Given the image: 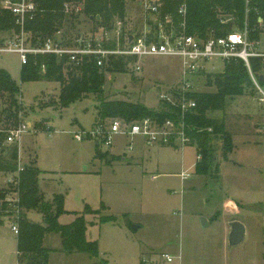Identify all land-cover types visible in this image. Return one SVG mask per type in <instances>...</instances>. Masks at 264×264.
<instances>
[{
    "label": "rangeland",
    "instance_id": "1",
    "mask_svg": "<svg viewBox=\"0 0 264 264\" xmlns=\"http://www.w3.org/2000/svg\"><path fill=\"white\" fill-rule=\"evenodd\" d=\"M141 13L136 3H128L130 24L134 26ZM75 15L77 21L65 23L68 36L98 30L80 9ZM0 36L1 46L9 35ZM136 63L131 60L125 72L105 75L106 97L140 102L156 110L159 96L180 83L182 63L176 58L146 57L141 60L142 72L135 73ZM0 69L20 87L22 104L18 123L0 112V131L12 130L22 122L28 127L17 143H5L3 156L15 154L18 168L35 164L41 171L39 187L46 200L64 197L68 213L60 217L61 224L71 223L86 206L100 211L86 216L87 239L98 243L99 258L64 253L60 235L51 233L43 243L54 251L49 264H96L100 260L107 264H264V103L257 93L229 100L225 112L211 114L226 120L237 148L226 161L222 143L216 142L215 164L220 165V172L204 177L196 174L195 146L151 148L142 138L125 136H117L109 149L87 135L78 141V132L95 130V96L65 106L59 83L23 84L16 53L0 55ZM224 70L222 61L213 60L207 73ZM215 91L207 77L198 79L194 88L197 93ZM8 106L9 98H0V110ZM243 125L259 144L242 145L244 138L236 134L243 132ZM182 173L189 177L182 180ZM6 175L0 173V187L16 191L17 187L6 186ZM28 217L43 222L41 213L32 211ZM103 217L113 220L101 222ZM234 219L245 226L246 236L243 243L231 247L228 230ZM17 238L12 220L4 219L0 264H20Z\"/></svg>",
    "mask_w": 264,
    "mask_h": 264
},
{
    "label": "trees",
    "instance_id": "2",
    "mask_svg": "<svg viewBox=\"0 0 264 264\" xmlns=\"http://www.w3.org/2000/svg\"><path fill=\"white\" fill-rule=\"evenodd\" d=\"M14 2L18 0H12ZM142 0H35L36 16L27 20L25 29L36 39H46L64 30L65 23L73 24L78 20L77 9L81 11L97 27L110 28L118 20L126 19L127 5L136 3L139 7ZM163 15H172L177 19L179 9L187 7V31L190 35L206 38L209 35L222 37L233 28L243 29L248 24L252 40H259L264 35V0H161ZM67 10L69 12H67ZM70 13V14H68ZM262 20L260 23L259 21ZM13 14L1 6L0 0V34L18 31ZM1 38V36H0ZM252 70L260 75L262 64L259 59L251 61ZM45 67L46 73L42 72ZM126 65L115 61L107 68V72H125ZM105 75L94 62L85 60L80 68L67 64L66 59L57 56L31 57L29 63L21 69V82L34 83L46 81L61 85V102L69 106L89 95L97 98L95 126L103 127L107 121L119 120L125 124H133L144 119H152L162 124L172 119L177 124L185 123V133L190 139L188 146L197 147L198 162L196 174L215 176L220 172V165L215 164L216 142L222 143L223 158L229 159L234 151L233 138L227 129L224 118L212 117L211 114L225 112L229 100L246 94L256 93L248 69L243 61L227 63L225 70L219 74L203 72L215 92H183L181 84H177L167 93L177 100L195 102L196 108L182 111L181 107L160 100V107L150 109L142 103L123 100H108L105 94ZM21 89L11 75L0 69V98H9L8 109H1L6 118L18 123ZM6 111V112H5ZM15 123V124H16ZM18 126V125H17ZM15 126V127H17ZM8 131H0V173L16 172L17 156H3ZM98 150L96 148V158ZM41 171L34 163L28 164L20 176L17 190L0 187V224L4 219L12 220L19 227L17 252L20 264H49L53 250L44 247L47 234H59L62 240V251L66 254L83 253L91 258H99V246L96 241H88V214H99L86 206L81 215L67 225L59 219L68 212L64 209V197L56 196L53 201H45L39 187ZM219 176V173H218ZM12 194L16 197L13 199ZM43 215V222L35 223L28 217L30 212ZM14 216V217H13ZM103 217L101 222L112 221ZM96 264H107L100 260Z\"/></svg>",
    "mask_w": 264,
    "mask_h": 264
},
{
    "label": "built area",
    "instance_id": "3",
    "mask_svg": "<svg viewBox=\"0 0 264 264\" xmlns=\"http://www.w3.org/2000/svg\"><path fill=\"white\" fill-rule=\"evenodd\" d=\"M1 6L13 14L18 31L4 38L5 41L0 46V55L3 57L7 53L18 54L22 67L29 63L31 57L57 56L59 59H66L67 64L74 68H80L85 60L92 61L104 74L108 73L107 68L115 61L122 60L127 68L130 61L135 60L137 63L134 71L141 73L142 59L156 56L170 57L179 59L182 63L180 81L182 91L194 92L197 80L203 78L202 73H207V68L213 60L222 61L225 66L227 63L243 61L259 101L264 103V82H260V77L264 78V35L259 40H252L247 23L243 29L235 27L222 37L209 35L201 38L198 35H190L187 31L188 11L185 5L179 9L176 19L172 15H163L161 0H142L139 5L142 13L134 26L127 18L118 19L110 28L100 27L95 33L88 35L68 36L62 30L41 40L36 39L25 29L27 20H32L36 16L35 0L16 2L1 0ZM259 22L261 23L262 20ZM253 59L261 61L262 69L259 76L252 70ZM42 72L46 73L45 67L42 68ZM159 98L172 105L179 103L178 106L183 112L188 108H196L195 102L177 100L170 93H162ZM27 131V125L20 123L8 131L6 143H17ZM84 135L95 141H102L107 149L114 146L117 136L142 138L145 145L151 148L190 144V139L185 133V123L177 124L172 119L162 124L156 120L144 119L128 125L114 120L103 127L95 126V130L78 132L76 139L83 141ZM128 146L131 149L132 143ZM23 170L19 167L16 172L6 175V186L18 187ZM188 177L189 175L182 174V178ZM12 230L18 236L19 227L15 222H12ZM165 257L168 263L173 261L171 257L167 255Z\"/></svg>",
    "mask_w": 264,
    "mask_h": 264
},
{
    "label": "water",
    "instance_id": "4",
    "mask_svg": "<svg viewBox=\"0 0 264 264\" xmlns=\"http://www.w3.org/2000/svg\"><path fill=\"white\" fill-rule=\"evenodd\" d=\"M260 82H264L263 76L260 77ZM123 160H126V159L123 158ZM204 222H205V227H207L208 224L206 220H204ZM230 227H231V233L229 235L230 246L234 247V246H237L243 243L245 240V236H246L245 226L239 221H233L230 224ZM135 229L137 230L138 228L136 227Z\"/></svg>",
    "mask_w": 264,
    "mask_h": 264
},
{
    "label": "crops",
    "instance_id": "5",
    "mask_svg": "<svg viewBox=\"0 0 264 264\" xmlns=\"http://www.w3.org/2000/svg\"><path fill=\"white\" fill-rule=\"evenodd\" d=\"M246 130V131H245ZM247 126L245 127V125H243L242 126V133L241 134H236V135H239V136H241V137H243L244 138V141L242 142V145H247V146H251V145H253V144H255V145H257V144H259V142H257V141H259V139H255L254 138V136L252 137V135H250V132H247ZM232 135V134H231ZM232 138H233V144H234V150H236V145H235V143H234V137H233V135H232ZM182 174H184V173H182ZM182 174H180V176H181V179L182 180H185L184 178H182ZM187 179V178H186ZM41 190V189H40ZM41 192H42V194L44 195V198H45V194H44V192L41 190ZM45 201H50L51 202V200H46V198H45ZM53 201V200H52ZM30 214V213H29ZM237 219H234V220H232V222L233 221H236ZM68 224H70V223H68ZM64 225H67L66 223L64 224ZM231 233V231H230V229L228 230V233ZM230 235V234H229ZM69 255V254H68ZM71 255H75V254H71Z\"/></svg>",
    "mask_w": 264,
    "mask_h": 264
}]
</instances>
